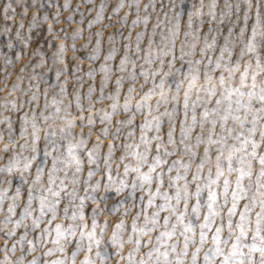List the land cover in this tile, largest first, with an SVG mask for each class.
I'll return each mask as SVG.
<instances>
[{
  "label": "rangeland",
  "instance_id": "374dc122",
  "mask_svg": "<svg viewBox=\"0 0 264 264\" xmlns=\"http://www.w3.org/2000/svg\"><path fill=\"white\" fill-rule=\"evenodd\" d=\"M121 0H0V196L4 198L0 200V261H3L5 255L8 256L9 260L15 262L17 257L21 255V249L24 252L25 261L32 259L33 256H38L41 264L44 259L54 260L58 257L67 256L69 259V264H72L71 261V252L75 248V240L79 238V226L81 224L86 225V231L90 230L92 227V209L97 208V215L95 219L97 220L96 235L97 238H101L100 228L107 225L105 230L102 233V243L97 246L93 245L91 252L88 251V242L87 239L84 240L81 250L77 252L75 257V264H81V261L85 258V255H88L90 259L96 260V264H99L98 258H96V251H100L101 254L107 253L108 261L107 264H128L125 259L121 257H127L129 251L135 247L134 244L128 242V236L131 233V224L132 218L136 216V213L141 211V208L146 204L148 199L147 192H141L139 187V181H137V187L133 191L131 188L133 177L136 175L134 172H129L127 177L123 173V164L132 161L131 157H127L125 161L121 162L118 160V157L121 153L124 152L122 144L124 141V136L127 135L128 127L121 126L122 135L120 138L116 139L114 143L118 145V149L114 151L112 158V177L119 182L120 179H124L128 187H125L122 192L117 194L115 188L104 189L103 183L107 181V174H102L101 171H96L95 175L89 181V184H94L97 180H100L102 183L98 189L93 190L91 187L88 188V193L84 191V179L87 177L88 168L92 167L95 169V165L89 166L87 164V149L93 147V144L96 142V137L99 130L104 126L100 123L99 117L102 111L111 112L112 109L110 105L113 103L108 97L113 94L116 90L115 81L117 77H123L120 86V95L118 97V109L116 113L112 116L111 123H108L110 131H115V121L125 118L127 115H131V112L124 113L122 105L124 103V97L127 93L129 85L134 87V91L131 93L132 96V111H135V102L140 100L141 96L151 87H153V77L149 76L147 82H145L144 77L140 75L141 64H144L143 56L145 51L151 48V55L153 56V62L151 65L144 64V67L149 71H157L155 83H160L161 76L164 73H169L165 77L166 89L170 85L171 88L175 89L176 81H184L180 85V94L178 101L174 102L171 100V92H168L169 99L167 102L163 100L160 101L158 109L156 108L157 100H160L159 92L160 89H155L154 95H152L147 103L151 104L153 111L148 115V118L151 119L152 116H160L161 113H164L167 109L168 111L172 110L173 104H176V123L174 128V139L178 142L180 139V121L184 120L185 124L191 122L193 115L192 102L196 100V92L193 90L189 98V107L187 115L183 111V91L187 86V81L185 80L184 73L188 71V60L193 61V66L199 67L200 69V79L197 82L198 85H203V72L204 66L208 64V58L212 59V66H214L216 58L220 56V46L224 44V37L228 36V28H232V34L229 37V48L232 50V56L229 58L227 52L224 54V60L222 63H229L234 65L237 60L240 62V67L236 69L233 73L231 84L233 87L239 85L240 83V74L244 71V64L247 62L251 67L249 68V75L246 77L245 85L242 88V91H247L251 87L252 77L251 71L255 68L256 58L254 54L248 53L245 49V54L240 56L241 48H244L247 38L252 34V24L256 20V13L259 10L262 16H264V0H134L133 8L129 10L128 3L129 0H124V8L120 9L119 12L112 13L111 9ZM67 3L69 7L65 9L63 5ZM104 3L107 7L104 9V18L96 23H93L92 27H88V22L90 20H95L98 6ZM139 4V15L141 17L147 15L149 17L147 24L143 22V19L135 25L131 26L132 20L137 16L136 4ZM10 4L8 15L11 17L9 20L4 19V5ZM225 4L231 5L230 9L225 8ZM144 5H148V8L145 9ZM163 5V6H162ZM176 5V7H173ZM212 5H215V19L210 15V12L213 11ZM239 5V11H237L236 6ZM259 5V8L257 7ZM25 8L27 11L25 12ZM78 8V10H77ZM14 9V11H13ZM91 9V11H89ZM248 12V20L245 25L244 14L245 10ZM129 12L128 19L124 22H121L120 18L124 15L125 12ZM59 12L57 17L55 14ZM180 12L179 16V32L176 34L174 43L170 28L176 26V13ZM189 12H192V27L188 25L189 21ZM225 13L223 18L221 13ZM83 13V17H81ZM199 13V15H197ZM36 16V22L32 24L33 15ZM47 15L48 20L41 19L43 16ZM69 15L73 16L72 21H68L67 17ZM59 20V23L56 22ZM212 21L211 31H209L208 21ZM201 21L203 23H201ZM21 22L23 27L20 28V37L16 36V30L20 27ZM79 22V23H77ZM219 22V23H217ZM52 24L53 31L48 32V24ZM31 25V27H30ZM244 27L245 32L243 38L239 35L240 28ZM9 29L7 32L4 29ZM77 28H81L82 33L75 39H72V33ZM198 29V31H196ZM99 30L101 32V50L100 54L94 59L89 60L88 56L91 49L95 46V32ZM138 32H143L144 36L140 40L141 51H136V34ZM185 32H188L189 35L185 36ZM205 33H207V42L212 43V38L216 36V43L211 48H205ZM112 35L113 40L109 42L108 36ZM91 35V41L89 42L88 38ZM151 36L153 43L151 46L148 45V37ZM128 37V39H125ZM256 39L259 41L260 37L257 36ZM11 43V47H9ZM64 43L65 51L64 64L59 62H54V54L58 51V45ZM76 45L75 53L71 50L72 44ZM87 43V47L84 45ZM115 45L116 51L110 60L107 62L104 61V55L108 50ZM129 45L128 47V57L129 62L125 65L124 71H117V66L120 63V58L124 56L125 50L124 45ZM195 45L193 48L192 46ZM183 46L186 53H191L186 55L183 60L180 59L181 47ZM159 48H171L167 56L163 57L164 63L161 64L159 54L156 49ZM201 48H205V52L202 54L200 52ZM257 51L264 57V47H260ZM19 54V58H17ZM173 55L176 59L173 61L171 69L167 61L172 60ZM6 60L9 63H6ZM196 60H201L200 65H195ZM43 61V63H41ZM133 62H135L136 67L133 69ZM102 63H107L109 65V71L107 72V82L104 86V99H99L100 97V88H101V78L105 75L104 72L100 70V65ZM64 65H67V70L62 71L59 76L56 75L57 69L63 68ZM75 66V68L73 67ZM23 69V71H21ZM175 69H180V72H176ZM92 70L93 75H87L88 71ZM136 73V79L130 80L129 74L131 72ZM221 69H216L215 72L211 73L214 78H217L221 75ZM225 77L228 76L227 71L223 72ZM262 77L257 76V85L260 83ZM16 84L18 87L15 91L12 89V85ZM64 86V92L61 93V85ZM143 85V87H141ZM89 87H92L91 97L87 98V93ZM221 89L218 88L217 95L220 94ZM45 92L47 93L45 95ZM35 94V99H32ZM80 96V104L84 109L83 115L85 117L83 121V127H81V121L76 119L73 127L71 128V136H68L67 139L61 138L60 128L66 127L67 121L61 119V117L70 114L71 117H79L80 109L76 106V95ZM201 96L204 95L203 92L200 93ZM246 100L247 97L245 96ZM53 100L56 103H53ZM235 100V95H234ZM233 100V107H235ZM7 101L16 102V110L12 109L10 103ZM47 103V107L45 104ZM22 104V107H21ZM89 104H91V113L94 118V124L92 125V135L88 136L89 126L87 125V116L89 114ZM203 102H198L195 109L197 123L191 129L190 138L186 141L189 144L195 145L196 135L202 134V139L207 136L208 129L212 128V125L205 122L204 128L200 126L201 113L203 111ZM67 106V108H66ZM215 106V99L208 102V107L211 108ZM226 106V102L225 105ZM59 107L60 111L57 112L56 109ZM253 108H259L260 102L258 100L252 101ZM33 109L36 113V122H37V134L40 139L37 142L40 151L37 154V161L42 162V165L45 169V172L42 176L41 183L47 184V169L51 167V156L45 161L44 157V145L47 143L45 140V131L56 132V136H50V140H56L59 144L66 147L68 140H75L84 138L86 139V144L83 149L79 151L81 159L84 161L82 164L81 172L78 174L80 177V184L73 185L71 182V177L73 175V169L69 168L67 171L68 179L64 180V184L67 185L66 188L61 189V203L58 205L57 218L49 225L50 228L54 229L56 223L62 224L63 228H67L69 224H73L77 227L76 236L69 237V243L65 247V253H60L59 251L53 252L50 256L44 257L43 252L49 248H53L54 245L51 243V238L55 236V232L52 231L49 234V242L47 244L38 243L35 245V251H28V241L34 240L39 233V229L32 227L33 217H26L22 223L15 228L14 234L11 236L5 235V233L12 228V224L6 222L5 218L11 216V219L17 220L20 219L19 213L21 209L27 203L28 196V184L32 183V177L36 173V162L33 161V166L21 173L20 169H14L10 174L11 185L7 183L9 178V173L6 171L7 165L9 163V158L13 157L14 154L17 155V158L27 157L30 155V147L32 144L31 133H32V114ZM147 110H143L140 113H137L134 119V124L136 125L134 137L128 139V143L133 145L140 142V129L139 124L143 121L144 114ZM244 109L241 108L239 115L243 117ZM27 114L29 117V123L26 128V134L20 135L21 120L20 116ZM49 116L48 120H44L41 116ZM5 117L10 118L11 123V135L9 134L8 122L5 121ZM161 138L163 140L167 139V129H168V117L167 115L161 116ZM248 121L245 125V133L247 128L251 127V113L248 115ZM226 128H239V125L229 116L228 120L225 121ZM226 128L221 129L220 122L217 119V124L213 129V139H216L215 134L226 135ZM154 129L148 132V135H155ZM67 135V132L65 133ZM102 144L100 147L101 157L105 152H107V144L111 139L109 137L101 136ZM254 139L257 141L260 140L259 127L257 132L254 134ZM228 144L236 143L231 138L227 140ZM153 142V152L154 151ZM5 145H7V151H5ZM20 145H27L26 148L21 149ZM204 143H201L198 147L194 148V151L197 153L196 158L192 161L191 167L188 170L186 179L191 181L192 174L197 171L196 164L200 162V157L204 155ZM169 147H171L169 145ZM211 151L209 152V157L211 161L205 164V167L201 170V175L206 176L208 174L209 167L212 169V174L215 175V156H216V146H210ZM49 150L51 145H49ZM64 152V147L60 150ZM258 152H264V146H261L257 149ZM181 159L183 162L188 161V156L183 154L182 146L176 151L173 156L167 158V163L171 164L173 160ZM119 163L120 167L117 169V164ZM104 162L101 158L100 167L103 169ZM226 166V162H225ZM142 171H147V167L143 168ZM156 171H160V168H157ZM259 171L258 160L253 164V176L252 180L255 182L256 176L255 173ZM164 182L162 188H168V175L167 167H164ZM183 173V169H181ZM175 169L171 175H175ZM23 175L27 179V183L21 179ZM65 172L63 170L57 173L58 177H63ZM236 173L233 172L230 175L232 181L235 180ZM248 178L245 177L244 183L247 184ZM178 183L183 184V181ZM219 185L222 186L223 179L219 182ZM60 184V180H56V185ZM17 185L21 186L19 198L10 200L9 197H13V194L16 191ZM234 187V183L232 185ZM77 189L78 196H84L89 193H92L96 196V202L93 203L91 199H88L84 202V215L85 219L83 222L77 217L76 220H69L65 217L64 206L65 204L69 205L68 216L70 217L73 212L72 204H79V200L71 201L69 197L65 195L66 192L71 191L73 188ZM191 191H195V183L189 185ZM7 188V193H4V189ZM151 191H156V183L153 181L151 186ZM174 189H169L171 194ZM132 192V195L129 196L128 193ZM103 195V199H101ZM206 197L207 190L202 193ZM143 196V200H141ZM229 201L231 196L229 194ZM49 199H52L49 194ZM123 201V203H121ZM160 198L156 197L155 203H160ZM222 202V199H221ZM10 203H15V211L13 214H9L7 209ZM173 203L175 201L173 200ZM190 204L195 203V198H192L189 201ZM139 204L141 207H136ZM244 202H240L237 205L238 211L237 214L232 217L233 226L235 227V222L239 219V210L243 209ZM223 207V214L226 216L227 207ZM33 216L39 215V202L33 200L32 203ZM113 207H116V211H111ZM179 208L183 210V203L179 205ZM125 209L127 212L125 213ZM152 211H155V208L152 206L148 207L149 215ZM191 208H189V212ZM207 209H201L200 222L203 221V213ZM260 211L258 205L253 208L250 217H251V227H255V214ZM166 212L160 213L159 223L163 225V216L166 215ZM46 215H50L46 214ZM143 215L138 218L137 223L143 222ZM174 220L175 217H172ZM120 220L124 221V228L116 229L117 236L120 240L123 241V247L119 250V253L116 252V249L113 247L110 237L112 232L115 229V225L119 223ZM220 218L217 217L214 223H219ZM47 223L46 219L41 220V228ZM197 222L196 228V240L199 242V227ZM27 225V229L25 228ZM248 225H246L247 227ZM27 231V236L21 241L20 237ZM163 231V228L154 229L151 235V243L144 247L143 244L138 252L135 253V259L139 260L142 255H145L149 249L155 244L161 251L164 250L165 245L158 244L156 241V236L159 235V232ZM215 231V227L208 230V239L205 243V248L201 249L198 253V260L200 264H204V251L207 249L208 245L211 243V234ZM221 236L226 238L228 236L227 220H224V228L221 233ZM142 240H148L149 236L145 235L141 237ZM166 240L171 243L172 241H177V247H182L183 237L178 234L172 237H166ZM252 232L251 229L248 232V235L244 238V243L252 244ZM13 243L16 244L15 251H9L12 249ZM257 246L259 247L261 241L256 240ZM227 247V246H225ZM192 246L188 252V257L185 259V264H188V261L191 257ZM244 253H248L249 249L247 247L242 248ZM253 264H259L261 259L260 252L254 251L251 253ZM170 256L172 254L170 253ZM146 258V256H145ZM222 257H215V264H220Z\"/></svg>",
  "mask_w": 264,
  "mask_h": 264
},
{
  "label": "snow or ice",
  "instance_id": "6c2138e0",
  "mask_svg": "<svg viewBox=\"0 0 264 264\" xmlns=\"http://www.w3.org/2000/svg\"><path fill=\"white\" fill-rule=\"evenodd\" d=\"M134 0H129L128 8L131 10L133 8ZM124 0H121L120 3L116 4L112 9V13L119 12L120 9L124 8ZM163 6V5H162ZM10 4L4 5V19L9 20L11 17L8 15ZM65 9L69 7L67 3L63 5ZM107 7L106 4L101 3L98 6V10L96 13L95 20H90L88 22V27L91 28L93 23H96L104 18V9ZM137 16L132 20L131 26L137 25L141 19L145 25L148 22L149 17L147 15L141 17L139 15V4L135 5ZM176 7V5H173ZM259 8V5L257 6ZM144 8L147 9L148 5H144ZM226 9H230L231 5L225 4ZM237 11H239V5L236 6ZM213 11L210 12V15L215 19V5H212ZM78 10V8H77ZM14 11V9H13ZM27 9L25 8V12ZM91 11V9H89ZM57 17L59 16V12L55 14ZM189 21L188 25L192 27V12H189ZM199 15V13H197ZM225 13H221V17ZM129 12H125L124 15L120 18L121 22H124L128 19ZM179 16L180 12L176 13V26L174 28H170L169 31L173 38V43L176 34L179 32ZM81 17H83V13H81ZM41 19L48 20L47 15L43 16ZM68 21L73 20V16L69 15L67 17ZM245 25L248 20V12L245 10L244 14ZM36 22V16L33 15L32 24ZM59 23V20H56ZM79 23V22H77ZM201 23H203L201 21ZM219 23V22H217ZM209 31H211L212 21H208ZM23 27V23L21 22L20 27L16 30V36L20 37V28ZM31 27V25H30ZM9 29L5 28L4 31L7 32ZM53 31L52 24H48V32L51 33ZM81 28H77L72 33V39L75 40L81 33ZM198 31V29H196ZM245 32V28H240L239 35L243 38ZM228 36L224 37V44L220 46V56L216 58L214 66H212L211 57L208 58V64L204 66L203 72V85H198V81L200 79V69L199 67L193 66V61L188 60V71L184 73L185 80L187 81V86L183 91V111L185 115H187L188 107H189V98L194 90L196 92V100L192 102L193 115L191 118V122L187 125L184 120H181L180 123V139L177 142L174 139L173 133L176 123V104H173L172 110H165L164 113H161L160 116H152L151 119L148 118V115L154 110L152 105L147 103L149 98L156 94L155 89L159 88V96L160 100H157L156 108L158 109L160 101L163 100L167 102L169 99L168 92H171V100L176 102L178 101V97L180 94V85L184 83V81H176L175 89L173 90L169 85L166 89L165 77L169 75V73H164L160 78V83H155V77L157 71H149L144 67V64L151 65L153 62V56L151 55V48L145 51L143 56L144 64H141L140 75L144 77L145 82H147L149 76L153 77V87L149 88L147 92L141 96L140 100L135 102V111H132V96L131 93L134 91V87L129 85L127 93L124 97V103L122 105L123 112L129 113L131 115L125 116L123 119H119L115 121L116 127L115 131H110L108 127V123H111L112 116L116 113L118 109V97L120 95V86L123 77H117L115 84L116 90L113 94H111L108 98L113 101L110 105L112 111H102L99 121L102 125H104L98 132L96 137V142L93 144V147L87 149V164L89 166L95 165V169L92 167L88 168L87 177L84 179V191L88 193V188L91 187L93 193L96 189H98L101 185V181L97 180L94 184H89V181L95 175L96 171H101L102 174H107V181L103 183L104 189L107 190L109 188L114 187L115 192L119 194L124 190L128 185L125 183L124 179H120L117 182L111 175L112 169V158L114 151L118 149V145L114 143V141L121 137L122 131L121 126H127L128 132L127 135L124 136V143L122 147L124 152L118 157V160L123 162L127 157H131L132 161L123 164V173L124 176L127 177L128 173L134 172L136 175L133 177L131 188L134 191L137 187V181H139V187L141 192L148 193V199L146 204L143 205L141 211L136 213V216L132 218L131 224V233L128 236V242L135 245L133 249H131L127 255V257H121L125 259L128 264H185V259L188 257V252L190 249V245L192 246L191 257L188 261V264H200L198 260V253L201 249L205 248V243L208 239V230L215 227V231L211 234V243L208 245L207 249L204 251V264H215V257H222L220 260V264H253L251 253L254 251H259L261 259L259 264H264V152H258L257 149L261 146H264V57L257 51L258 48L264 47V16L258 10L256 13V20L252 24V34L247 38V42L244 48H241L239 55L243 56L245 54V49L248 53L254 54L256 58L255 68L251 71L252 84L251 87L247 89V91H242V88L245 85L246 77L249 75V68L251 67L247 62L244 64V71L240 74V83L239 85L233 87L231 84V79L233 73L236 69L240 67V62L237 60L236 64L232 65L229 63H222L224 60V54L227 52L228 57L232 56V50L229 48V37L232 34V28H228ZM189 33L185 32V36H188ZM144 33L138 32L136 34V51L140 52V40L143 38ZM259 36L260 40L258 41L256 37ZM101 32L97 30L95 32V46L91 49L90 54L88 56L89 60H94L99 54L101 50ZM128 39V37H125ZM89 42L91 41V35L88 38ZM109 42H112L113 37L111 34L108 36ZM153 43L152 37H148V45L151 46ZM216 43V36L214 35L212 38V43L209 44L207 42V33H205V48H211ZM11 47V43L8 45ZM65 44L61 43L58 45V51L54 54V62H59L64 64V56L63 53L65 51ZM87 47V43L84 45ZM128 47L129 45H124L125 54L120 58V63L117 66V71L123 72L125 65L129 62L128 57ZM193 48L195 45L192 46ZM205 48H201L200 52L203 54L205 52ZM71 50L75 53L76 45L73 43L71 45ZM116 47L113 44L112 47L108 50V52L104 55V61L107 62L112 58L115 54ZM159 54L161 64L164 63L163 57L167 56L170 52H172L171 48H159L156 49ZM191 53H186L184 51L183 46L181 47L180 59L183 60L186 55H190ZM17 58H19V54H17ZM176 57L173 55L172 60L167 61L169 68L175 61ZM6 63L9 61L6 60ZM43 63V61H41ZM195 65H200L201 60H196ZM75 68V66H73ZM136 67L135 62H133V69ZM216 69H221V75L217 78H214L211 73L215 72ZM67 70V65H64L63 68L57 69L56 75L59 76L62 71ZM100 70L105 73V75L101 78V88H100V97L99 99H104V86L107 82L108 76L107 72L109 71V65L107 63H102L100 65ZM23 71V69H21ZM176 72H180V69H175ZM227 71L228 76L225 77L223 72ZM262 77L260 79L259 85H257V76ZM87 75L92 76L93 71L89 70ZM130 80L136 79V73L133 71L129 74L128 77ZM17 85L13 84L12 89L15 91L17 89ZM143 87V85H141ZM221 89L220 94L217 95V90ZM64 86L61 85L60 91L64 92ZM92 87H89L87 98L91 97ZM203 92L204 95L201 96L200 93ZM47 93L45 92V95ZM235 95V100H234ZM247 97L245 100L244 97ZM32 99H35V94ZM215 99V106L209 108L208 102ZM76 106L80 109V116L71 117L70 114H66V116L61 117V119H65L67 121L66 127L60 128L61 138L67 139L68 136H71V128L76 119L81 121V127H83V121L85 119L83 112L84 109L80 104V96L79 94L75 97ZM233 100L235 107H233ZM258 100L260 102L259 108L252 107V101ZM203 102V111L201 113V119L199 121L201 128H204L205 122L207 121L212 125V128L208 129L207 136L202 139V134L196 135V143L195 145L189 144L186 141L190 138L191 129L197 123L195 109L197 107L198 102ZM226 102V106L225 105ZM6 103H10L12 105V109L16 110V102L15 101H7ZM53 103H56L53 100ZM47 103L45 107H47ZM22 107V104H21ZM91 104H89V114L87 116V125L89 126L88 136L92 135V125L94 124V118L91 113ZM67 108V106H66ZM243 108L244 115L241 117L239 115L240 109ZM147 110L144 114L143 121L139 124L140 129V142L138 144L128 143V139L134 137V132L136 125L134 124V119L137 113H140L143 110ZM57 112L60 111L59 107L56 109ZM251 113V127L247 128V132L245 133V125L249 123L248 115ZM51 115V114H50ZM49 116H41L44 120H48ZM167 115L168 117V129H167V139L163 140L159 133L161 132V116ZM229 116L239 125V128L227 127L225 121L228 120ZM5 121L8 122L9 126V134L11 135V123L10 118L5 117ZM217 119L220 122L221 129L226 128V135L215 134L216 139H213V129L217 124ZM21 127H20V135L23 136L26 134V128L29 123V117L27 114H23L20 116ZM32 133L31 140L32 144L30 147V155L27 157L17 158V155L14 154L13 157L9 158V163L7 165L6 171L9 173V178L7 183L9 186L12 181L10 178V174L14 169H20L21 173L30 169L33 166V161H37V154L40 151L38 147V141L40 139L37 134V122H36V113L33 109L32 114ZM259 127V135L260 140L257 141L254 139V134L257 132ZM155 131V135H148L150 130ZM67 132V135L65 133ZM57 134L55 131L48 132L45 131V140L47 143L44 145V157L45 161L49 156H51V167L47 169V184L45 186L44 183H41L42 176L45 172V169L42 165V162H36V173L32 177V183L28 184V196L27 203L21 209L19 216L20 219L12 220L11 216L6 217V222L12 224V228L9 229L5 235L11 236L14 234L15 228L18 227L22 221L26 217H33L32 219V227L39 229V233L34 240L28 241V251H35V245L38 243L47 244L49 242V234L54 231L55 236L51 238V243L54 245L53 248H49L43 252L44 257L50 256L53 252L59 251L60 253H65V247L70 242L69 237L76 236L77 227L73 224H69L65 229L62 224L56 223L54 229L50 228L49 225L57 218L58 205L61 203V189L66 188L67 185L64 184V180L68 179L67 171L69 168L73 169V175L71 177V182L73 185L80 184L79 173L81 172L82 164L84 161L81 159L79 155V151L85 147L86 139L81 138L75 140H68V143L65 146L59 144L56 140H50L49 137H55ZM103 137L111 136V139L107 144V152L103 154L101 157L100 147L102 144ZM228 138L233 139L236 143L228 144ZM153 142L155 154L153 155ZM201 143H204V155L200 157V162L196 164L197 171L192 174V180L189 181L186 179L188 170L191 167L192 161L196 158L197 153L194 151L195 147H198ZM49 145H51V149L49 150ZM169 145L171 147H169ZM216 146V156H215V175L212 174V169L209 167L208 174L206 176H202L201 170L205 167L206 163L211 161L209 157V152L211 151L210 146ZM182 146L183 154L188 156V161L183 162L181 159L173 160L171 164L167 163V158L173 156L178 149ZM21 149L27 147V145H20ZM64 147V152L62 153L60 150ZM5 151H7V145H5ZM103 159L104 166L103 169L100 167V160ZM258 160L259 171L255 173L256 179L255 182L252 180L253 172V164ZM226 162V166H225ZM167 167L168 175V188H162V184L164 182V167ZM120 165L117 164V169H119ZM147 167V171H142L143 168ZM157 168H160V171H156ZM175 169L176 174L173 176L171 173ZM181 169H183V173H181ZM63 170L65 175L63 177H58L57 173ZM235 172L236 177L235 180L232 181L230 179L231 173ZM245 177L248 178L247 184L244 183ZM21 179L24 183H27V179L21 175ZM60 180V184L56 185V180ZM223 179L222 186L219 185V181ZM153 181L156 183V191H151V186ZM179 181H183V184L178 183ZM195 183V191H191L189 185ZM234 183V187L232 186ZM169 189H174V191L170 194ZM207 190L206 197L202 195V193ZM8 189H4V193H7ZM21 191V186L17 185L16 191L13 194V197H9L10 200H15L19 198ZM49 194L52 199H49ZM229 194L231 196V200L229 201ZM65 195L70 198L71 201L79 200V204L73 203L71 206L74 209L72 215L68 216V208L69 205L65 204L64 206V214L65 217L69 220H76L79 217L81 222L84 221V202L88 199H91L93 203L96 202V196L92 193H89L84 196L77 195V189L74 187L71 191L66 192ZM129 196L132 195V192L128 193ZM156 197L160 198V203H155ZM4 197L0 196V200ZM195 198V203L190 204L189 201ZM101 199H103V195H101ZM222 199V202H221ZM33 200H37L39 202V215L33 216L32 203ZM141 200H143V196H141ZM173 200L175 203H173ZM244 202L243 209L239 210V219L235 222V227L233 226L232 217L237 214L238 208L237 205L240 202ZM123 203V201H121ZM183 203V210L179 208V205ZM227 207L226 216L223 214V207L225 205H229ZM258 205L260 211L255 214V227L252 228L251 217L250 214L254 207ZM152 206L155 208V211H152L149 215L148 207ZM15 203H10L8 205V213L13 214L15 211ZM136 207H141L139 204ZM207 209L206 212L203 213V221L200 222L201 217V209ZM189 208L191 211L189 212ZM97 208L92 209V227L90 230H85L86 225L81 224L79 226V238L75 240V248L71 252V261L72 264H75V257L77 252L81 250L83 246V242L87 239L88 242V251L91 252L93 245L99 246L102 243V233L105 230L107 222H105V226L100 228L101 238H97L96 235V227L97 220L95 219L97 215ZM111 211H116V207H113ZM127 209H125V213ZM166 212L167 214L163 216V225L159 223L160 213ZM50 215H46L49 214ZM143 215L144 219L142 223H137L138 218ZM172 217H175L173 220ZM220 218L219 223H214L217 219ZM46 219L47 223L41 228V220ZM227 220V228H228V236L226 238L221 236V233L224 228V220ZM197 222L199 227V242L196 240V228ZM246 225H248L246 227ZM27 225L25 228L27 229ZM163 228V231L159 232V235L156 236V241L158 244L165 245L164 250L161 251L157 245H153L149 251L140 257L139 260L135 259V253L138 252L143 244L144 247H147L151 243V233L154 229ZM124 228V221L120 220L119 223L115 225V229L112 232V236L110 237L111 243L113 247L116 249V252L119 253V250L123 247V241L120 240L117 236L116 229ZM252 232V244L244 243V238L248 235L249 230ZM179 235L183 237L182 247H177V241H172L169 243L166 240V237H172L175 235ZM149 236L148 240H142V236ZM27 236V231L21 235V241ZM259 239L261 241L260 246H257L256 240ZM227 246V247H225ZM247 247L249 249L248 253H244L242 248ZM16 244L13 243L12 249L9 251H15ZM170 253L172 256H170ZM96 258L99 260V264H107L108 256L107 253L101 254L100 251H96ZM146 256V258H145ZM0 264H41V261L38 256H33L32 259L25 261L24 252L21 249V255L17 257L16 261L13 262L9 260L8 256L5 255L3 261H0ZM42 264H69L68 257L62 256L58 257L54 260L44 259ZM81 264H96V260L90 259L88 255H85V258L81 261Z\"/></svg>",
  "mask_w": 264,
  "mask_h": 264
}]
</instances>
